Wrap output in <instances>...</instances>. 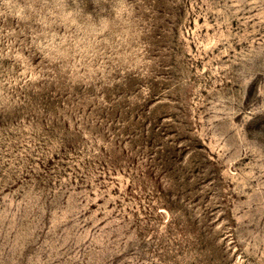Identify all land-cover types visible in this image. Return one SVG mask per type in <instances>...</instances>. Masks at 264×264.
I'll list each match as a JSON object with an SVG mask.
<instances>
[{
  "label": "rangeland",
  "instance_id": "obj_1",
  "mask_svg": "<svg viewBox=\"0 0 264 264\" xmlns=\"http://www.w3.org/2000/svg\"><path fill=\"white\" fill-rule=\"evenodd\" d=\"M0 264H264V0H0Z\"/></svg>",
  "mask_w": 264,
  "mask_h": 264
}]
</instances>
